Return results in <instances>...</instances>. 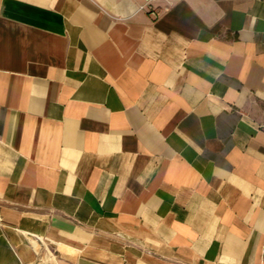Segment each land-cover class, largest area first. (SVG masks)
<instances>
[{"label":"crops","instance_id":"crops-1","mask_svg":"<svg viewBox=\"0 0 264 264\" xmlns=\"http://www.w3.org/2000/svg\"><path fill=\"white\" fill-rule=\"evenodd\" d=\"M0 0V264H264V0Z\"/></svg>","mask_w":264,"mask_h":264},{"label":"built area","instance_id":"built-area-1","mask_svg":"<svg viewBox=\"0 0 264 264\" xmlns=\"http://www.w3.org/2000/svg\"><path fill=\"white\" fill-rule=\"evenodd\" d=\"M142 9H146L147 11L153 13V14H158L157 10L153 7L152 0H143V5L141 6ZM0 223H1V218H0Z\"/></svg>","mask_w":264,"mask_h":264}]
</instances>
